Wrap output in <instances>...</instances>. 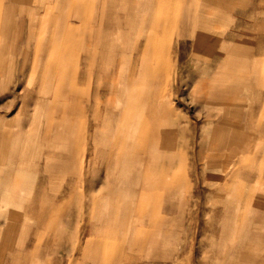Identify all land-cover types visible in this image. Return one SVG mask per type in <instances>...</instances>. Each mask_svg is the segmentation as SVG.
I'll return each mask as SVG.
<instances>
[{"label": "rangeland", "instance_id": "374dc122", "mask_svg": "<svg viewBox=\"0 0 264 264\" xmlns=\"http://www.w3.org/2000/svg\"><path fill=\"white\" fill-rule=\"evenodd\" d=\"M55 1L63 4L60 8L56 7L57 2L54 4V15L56 14L54 36L58 38L62 36L64 26L57 19L63 16L61 20H64L66 16L65 18L77 22L80 13L77 8L75 11L68 9L70 0ZM73 2L75 5L77 3L86 5V26L88 25L90 29L89 49L92 48L101 55L100 73L94 74L93 85L96 86L98 75L99 80L102 79L107 87L101 89L102 97L108 98L114 90L118 99L123 96L127 78L133 77L137 80L140 78L141 82L137 88L134 87V94L139 98V103L143 104L140 111H133L135 116L140 114L138 121L141 123L134 130L137 139L134 142L129 137L123 140L127 146H124L122 151L117 149L114 154L110 153L109 148L97 146V143L94 145L93 136L91 138L95 153L100 150L104 154L97 153L96 158L105 165L100 170H96L95 177L92 175L88 178L93 177L91 180H97L99 190L95 193L103 200L101 213L113 214L115 217L111 219V223L104 222V219L99 217L77 215L85 207L77 200L81 197L93 196L94 189L87 186L89 182L85 173L91 154H82L81 138L78 136V131L72 129L73 124L65 122V127L68 128L70 125L69 135L65 139L52 138L51 135L49 138L43 137L45 130L51 133L55 131V126L61 123L57 118L65 117L63 108L67 104H80L82 87L79 83L78 70L82 65L78 66L76 62L78 52L69 56L72 65L69 64L70 67L64 74L65 90L55 100L57 105L56 109H53L55 116L37 109L39 119L37 127L40 129L39 133H42L38 142L41 144L40 149L43 150V154H39L41 165L38 171L43 173L40 174L42 177L53 174V180L50 179L48 187L50 192L56 194L61 191L59 195L63 197L69 195V200L59 202L63 204V208L55 217L54 242L56 246H61L67 241L70 246L75 245L70 257L61 253L56 254L55 251L54 261L50 264H264V56L258 55L249 59L215 58L217 61L229 63L227 69L223 68L227 70L226 73L225 71L224 73L217 71L214 74L197 72V79L193 78V71L183 73L181 86H177L172 82L173 75L168 72L171 65L169 53L174 35H181L188 28L185 25L187 10L190 11L187 18L193 19V7L190 6L192 3L189 0H73ZM148 3L153 6L159 5L162 9L165 5H170L165 6L169 8L165 16L172 21L173 32L162 31L155 24L143 28L140 25L142 22L140 10L137 11L138 19L131 18L135 14L134 10ZM23 6L19 0H13L10 5L0 3V22L6 23L7 28L6 36L1 40H9V54L4 56L8 64L0 65L1 82L4 80L2 83L5 84V86L0 85V96L4 94L11 96L12 94L8 95L9 92H16L29 99L31 92L29 84L32 88L37 80L34 75L31 77L30 73L23 72L25 61L18 51L28 39V35L33 37V31L35 33L39 31L31 27L30 18L22 14ZM163 12L156 10L154 17L158 21H164ZM179 15L184 17L181 18ZM68 20L65 19V22L67 23ZM139 30H144L143 36L136 35L135 32ZM100 36L101 43H99ZM106 36L115 38L117 45L124 44L122 45L124 47H121L123 51L121 48L118 49L120 44L115 51L112 48L114 42ZM107 40L111 43L106 42ZM126 40L128 43L125 42ZM195 42L200 47L210 43L208 37L203 35H199ZM65 43L66 41H54L55 47L63 49L71 46L77 48L79 41L76 37L75 41L70 42V46L68 42L67 45ZM252 44L236 39L220 42L215 48L229 50L240 56L245 55L250 49L258 53L264 49L258 43ZM13 46L14 50L11 48ZM145 46H147L146 50ZM261 54H264V51ZM186 66L184 69L188 71L189 64ZM95 68L93 71L97 73L98 63ZM114 72L118 73V89L109 84L110 80H113ZM104 74L110 78L105 79ZM130 79L128 86L131 85ZM12 81L20 82L18 88L13 89L15 91L9 90L8 87L5 89L7 83ZM251 81L255 84H250ZM173 87L176 88L174 95L170 92ZM87 91L86 98H92V103L95 105L97 90L88 88ZM154 94H158L156 100L151 97ZM163 96L165 102L163 99L161 100L163 103H160ZM123 97L127 99V94L125 93ZM40 101L39 98L38 103ZM255 101L257 104L255 112L259 115L256 125L261 129L256 132L260 134L257 138V141L260 140L257 147L252 142L253 139L243 138V130H239L237 120L239 110L241 112L247 104H253ZM174 103L181 111H178L177 107L174 108ZM215 104L226 105L225 113L229 114L230 118L227 123L228 137H215L220 133V129L217 130L215 126L212 129L209 118L211 115L204 113V109L211 108ZM174 109L177 110H175L176 114L171 113ZM162 111L169 113L167 119L162 118ZM95 118L93 116V119ZM95 125L94 121L93 126ZM11 140L14 145H24L26 141L29 140L27 142L29 144L33 139L22 137ZM118 144H122L120 139ZM129 144L137 146L138 152L128 151L126 148ZM126 158H129L130 163L123 165L122 161ZM52 163L60 165L61 172L53 169L55 167L51 166ZM49 165L51 168H48ZM38 171L21 170L23 182L28 181L26 184L29 195L37 192ZM115 196L117 208L114 211V207H109V202L106 201L114 199ZM172 204L176 206L181 204L182 214L187 215L179 216L176 213L167 216L170 213L167 207ZM186 208L188 209L184 212ZM191 208L193 210H190ZM91 225L96 226L94 228L105 226L101 237L94 233V230L88 231ZM64 231L69 235H65ZM21 255L22 259L12 256L11 262L49 264L47 260H50L46 249L25 248L22 249Z\"/></svg>", "mask_w": 264, "mask_h": 264}, {"label": "crops", "instance_id": "0c3cea01", "mask_svg": "<svg viewBox=\"0 0 264 264\" xmlns=\"http://www.w3.org/2000/svg\"><path fill=\"white\" fill-rule=\"evenodd\" d=\"M0 1L1 5L13 3V0ZM19 1L24 5L21 8L22 14L30 18V24L38 29V31L44 27V24L45 26L53 25V0ZM189 1L192 3L190 6L193 7V19L189 20L190 23L188 22L189 24H187L189 28L184 33L174 35L169 53V64L171 62L169 74L173 75L172 82L174 85L181 86V76L183 73H191L193 71V78H196L197 72L203 71L204 73L209 72L212 74L220 70V72H226L227 70H223V68L228 67L229 63L217 61L215 58L246 57L249 59L252 57L256 58L258 55L260 57L264 56V54H261L264 49L261 50V53L250 49L247 50L248 52L245 55L240 56L235 55L229 50L215 48L216 44L220 42L236 39H241V41L250 43L251 45H253V42L256 45L258 43L263 48L264 0ZM70 2L71 4L73 3V8H77L78 13H80L82 8H85L84 4L80 5V3H77V7H75V2L73 0H70ZM199 35L208 37V41H210L209 45L200 47L198 44H195ZM46 36V41H48L47 39H50V34H46ZM182 43L184 46H182ZM187 64H189L190 68L188 71L184 69L187 67ZM252 83L254 82L251 81L250 84ZM18 84L20 82H8L5 89L7 87L9 90L16 89L18 88ZM29 85L31 86V84ZM253 88H255V85H253ZM175 91L176 88L173 87V90L170 92L174 95L176 94ZM8 95L12 97L5 96V94L4 96H0V264H22V261L11 262V258L15 256V258L22 259L21 252L25 248L34 250L46 249L50 259L47 261L50 264L54 261L55 251L56 254L61 253L70 257L75 250V245L72 244L70 246L68 241L61 246H56L54 242L55 217H57L60 209L63 208V204H59V202L63 203L69 200V195L63 197L59 195L61 191L56 194L53 191L50 192L48 187L50 186V179L53 180V174L42 177L43 173L38 171L41 165L39 154H43V150L40 149L41 144L38 142V138H41L42 133H38V129H35L39 120L36 101L23 97L21 93L9 92ZM174 100L176 99L174 98ZM29 105L31 106L29 107ZM176 107L177 105L175 104L174 108ZM256 108V101L253 104H247L237 114V120L239 122V130H243V138L253 139L252 142L257 147V144L260 143V140L257 141L260 134L256 132H259L260 129L256 125L259 117L258 113L255 112ZM63 110L65 112L63 119L68 124L72 123V129L78 131V136L81 138L80 148L82 154H91L89 164L85 167L86 178L92 175L95 177L96 170H100L105 165L99 158H96L97 153L99 155L103 153L100 150L95 153L91 141L93 129L96 127L93 126L95 120L92 115L100 116L101 110L97 109L93 103L89 104L85 102L83 105L69 103ZM178 111H181L180 107ZM225 112V104H215L211 108L204 109V113L211 115L209 117L212 123L211 128L213 129L215 126L218 128L217 130L220 129V133L216 134L215 137L224 138L229 136V126L227 123L230 121V118L229 114ZM68 128H70V125H68ZM68 128L63 127L64 131L67 132L64 137L69 135L70 130ZM16 137L19 139L25 137L33 140L29 144H27L28 140L24 145H14L11 139ZM8 139L10 140L8 141ZM27 169L38 171L36 173L37 192L32 195H29L28 185L26 184L28 181L24 180V183L21 174V170ZM93 177L88 178L89 183H87L88 187H93L94 189L93 196L81 197L77 200L81 205H85L84 210L78 212L77 215L80 217H99L103 218L104 222L111 223V219L115 216L106 212L105 214L101 213L103 200L95 193L99 188H97V180H91ZM170 201L173 200L170 199ZM106 202H109V207H114L113 210L115 211L117 208V197L115 196L114 199L107 200ZM187 209H184V212ZM167 210L170 212L167 216H173L176 213L179 216L184 215L182 214L183 207L181 204L178 206L172 204L167 207ZM190 210L193 209L191 208ZM68 213H70V210ZM94 227L96 226L91 225L88 231L94 230V233L101 237L105 226ZM64 233L65 235H69L68 232L64 231Z\"/></svg>", "mask_w": 264, "mask_h": 264}, {"label": "bare ground", "instance_id": "6f19581e", "mask_svg": "<svg viewBox=\"0 0 264 264\" xmlns=\"http://www.w3.org/2000/svg\"><path fill=\"white\" fill-rule=\"evenodd\" d=\"M55 3H56V7H59V8L63 5L61 3H58V1L53 0V4H55ZM69 4L70 5H67L68 9L71 8V9H73L75 11L76 9L73 8L74 6H71L73 3L71 4V2H69ZM151 5L149 3L148 4H144V5L142 4L141 5L142 7L140 6V9H138V10L137 9L136 10L132 9V10H134L133 13H135V14H133L131 16V18L138 19L139 16L137 17V11L140 10L139 12H141L140 15H141L142 19L141 18H139V19H141V21H142L140 25H142L143 28L145 26L146 27H151V26H153L155 24L162 31L169 30V32H171V31L173 32L174 27L172 26V21L167 19V17L165 16V15H167L166 11L169 10V8H167L165 6L169 7L170 5H165L164 9L159 7V5H156V6H153V5L151 6ZM84 6H85V8L81 9L80 16H78V18H77V22H74V20H72L71 18H65L66 16H64V20H61V18L63 19V16L60 19L59 18L57 19V20H60L62 26H64V29L62 28L63 29V32L61 33L62 36H60L58 38H55V36H54L55 35L54 34V26H55V21H56L55 18H54L53 25L45 26V24H44V27H42L41 30L37 34L33 31V34H32L33 37L28 35V39L24 42V44L22 45V48L18 52H19V54H21V56L24 57L25 64L23 65V72L24 73H30L31 77H33V75H34L35 79L37 80V82L35 81V83L33 84L32 88L29 86V90H31V92L29 94V99L31 98V100L36 101V105H37V109L38 110L41 109L44 112H47L48 114H50L51 116H55L54 115L55 111L53 110L55 108V106H57L55 104V102H56L55 100L57 99V97L59 98L60 94L62 95L63 91L65 90V88H64V82H65L64 81L65 80L64 79V74L67 73L66 72L67 69H69V67L72 65V62H70L69 56H70L71 53L78 52V55H77L78 61L76 60V62L78 63V66L82 65V68L78 70V74H80L79 83H80V86L82 87V94H81V98H80L79 103L81 105H83L84 102L91 104L92 103V98L88 97V99H87L86 98V94L88 92L87 91L88 88L89 89L95 88L97 90V93H98V94L96 93L97 96L95 97V99H96L95 100V102H96L95 106H96L97 109L101 110L100 116L92 115V116H94V118L96 117L95 118L96 120L94 119L95 122H96V125H95L96 127H95V129H93L94 132H92V134H93V143H94V145L97 143V146L109 148L110 151H111V152L110 151L109 152L110 153L113 152V154H114V152L117 151V149H118V151H122L124 149L123 147L127 146L126 142L123 141L127 137L131 138L132 142H134L137 139V135H136L134 130L136 128H138L140 123H141L140 121H138V118H139L140 114L135 116L133 111L134 110L140 111V109L142 108V104L143 103H139V98L134 94V91H135L134 87L137 88V85L141 82V80H140V78L137 80V79L131 77V79L127 78V83H126L127 85L125 83H123V84L126 85V87L124 88L125 91L124 92L120 91V92H122L123 96L126 93L127 94V99L125 98L126 96L125 97L122 96L123 98L120 96L121 98L118 97V99H116L114 90L112 91L111 96H109L108 98H103L102 97L101 89L102 88H107L104 85V83L102 82V79L99 80V76L97 75V80L95 82L96 86H94L93 83H92V79L95 77L94 74H99L100 73V69L99 68H101V67L99 65V58L101 57V55H99L100 53L98 54L96 52V50H93L92 48L89 49V46L91 47V45H89L90 43H89V35H88L90 33V29H89L88 25L86 26V19H85V17H86L85 16L86 15V5H84ZM75 7H77V5ZM131 7H129V8H131ZM59 8H56V9H59ZM156 10H159L161 12H163V10H164V12H163L164 18L162 17L164 21H162V22L158 21L154 17V12ZM189 12L190 11L187 10V15L190 14ZM173 13H175V12H173ZM68 14H70V13H68ZM70 15H68V16L70 17ZM179 16L181 18L184 17V15H179ZM187 17L188 16H186V18H185V19H187V22L185 23L186 28L188 27L187 24L190 23L189 20H191V18H187ZM65 19H69L67 21V23L65 22ZM154 19H156V20L154 21ZM139 22H140V20H139ZM71 23H73V24H71ZM75 23H77V24H75ZM95 23H96V21H95ZM98 23H97V25H98ZM37 24H38V22H37ZM99 25H100V23H99ZM167 26H168V28H165ZM31 27H32V25H31ZM98 30H100V28ZM6 31H7L6 23H1L0 22V65H4V66H7V64H8L7 63L8 61H5L4 56L6 54H9V40H4L3 41L1 39L5 38V36H6L5 32ZM139 31L135 32L136 35L143 36L144 35L143 34L144 30H141L140 32ZM126 33H127V31H126ZM46 34H50V39L49 38L47 39L48 41H46V38H45ZM75 35L77 37V40L79 41V44H78L77 48L75 46H74L75 48H72L73 46H71L68 49L55 47V45H54V41L55 40L56 41H61V42H65L66 41L65 44L67 45V42H68V44H69L68 46H70V42L75 41V38H76ZM15 37H17V36H15ZM106 37H105V39H106ZM107 38L108 39L111 38L110 40H112L114 42L112 44L113 47H112V45H110L109 46L110 48L112 47L115 50V48L117 49L119 44H120L119 45L120 47H118V49L121 48V47H124V46H122L124 44L121 45V43H119L117 45V41L115 40V38H112V37H110V38L107 37ZM154 38H155V36H154ZM17 39H18V37H17ZM110 40H107L106 42H108V41L110 42ZM127 40L125 42H127ZM102 42H103L102 44L105 45L104 44L105 42L104 41H102ZM99 43H101V36L99 38ZM131 45H132V48H133V43H131ZM106 46H107V44H106ZM15 47H16V45H15ZM65 47L67 48V46H65ZM126 47H127V45H126ZM128 47H130V44H128ZM11 48L14 50V46L11 47ZM146 48H147V46H145V50H146ZM106 49H107V47H106ZM121 49L123 51V48H121ZM133 52H135V49L133 50ZM147 52H148V50H147ZM90 54H92V56ZM90 56H91V58H93L92 60L90 59ZM132 56H133V54H132ZM144 59H145V56H144ZM11 62H12V59H11ZM97 63H98V70H97V73H95V71H93V70L96 69L95 66H96ZM69 64H70V66H69ZM91 65L93 67L92 70H91ZM12 66H13V64L11 63V67ZM41 69H42V71H41ZM225 69H227V68H225ZM147 70L145 71V73L148 76L149 73H147ZM111 72H112V70H111ZM168 72H169V70H168ZM114 73L115 74L113 75V80H110L111 83H109V84H110V86L111 85L113 87L115 86V88L118 89V86H117V79H118L117 75H118V73L117 72H114ZM0 74H1V69H0ZM162 74H164V71H163ZM110 75H112V74H110ZM130 76L131 75H129V77ZM104 77H105V79H109L110 78V77H106L105 74H104ZM129 79L131 81V85L130 86H128ZM1 80L2 79H1V76H0V85L5 86V84L2 83V82H4V80L2 82H1ZM150 80H151V77H150ZM133 82H134V84H133ZM110 86L108 88H110ZM130 89L132 90V92H130ZM161 92H159V93H161ZM41 95L43 97H45V98L42 99L43 97L41 98ZM157 95L156 94L152 95L151 96V97H153L152 99L156 100L157 99ZM38 97L41 99L40 103H38V99H39ZM64 97H66V96H64ZM169 99H171V98H169ZM161 100H163V102H165V97L160 99V103L162 102ZM117 102H118V105H117ZM101 104H105V105L101 106ZM30 106L31 105H29V107ZM175 110L176 109H174L173 112L171 111V113H174ZM103 112H105V114H103ZM239 112H240V110H239ZM86 113H87V111H86ZM93 114H94V111H93ZM174 114H176V112ZM161 116H162V118L167 119L168 116H169V113H167L165 111H162ZM57 119H59L61 121V123H58L55 126V128H54L55 131H51V133H48V131L45 130L44 135H43L44 138H49L52 135H53L52 138H58V137H60V139L67 138V137H64L66 132L63 129V127L65 128V122L66 121L63 119V116L60 117V118H57ZM120 122H121V124H119ZM35 129H38V133H39V130H40L39 127L36 126ZM260 131H261V129H260ZM263 133H264V129H263ZM49 134H52V135L50 136ZM95 138H96V141H95ZM17 139H19V138H17ZM118 139H120L122 141V144H118ZM56 141H57V139H56ZM64 142L65 141H63V143ZM51 143H50V145H51ZM55 143H58V142H55ZM59 144H58V146H60ZM141 145H142V143H141ZM137 148H138L137 146L134 147L133 144H129V146L126 149L131 152V150H137ZM259 148H263V147L259 146ZM136 152H138V150ZM176 153H177V151H176ZM168 161L170 162V160H168ZM122 162H123L122 163L123 165H126L127 163H130L129 162V158L128 159L126 158V160H123ZM46 163H48V162H46ZM50 165H49L48 168H51V166H54L55 168H53V169H56V171L57 170L60 171L62 169L60 165H56V164H53V163H52L51 166ZM143 165H144V163H143ZM171 166H173V165H171ZM173 168H174V166H173ZM173 168H172V170H173Z\"/></svg>", "mask_w": 264, "mask_h": 264}]
</instances>
